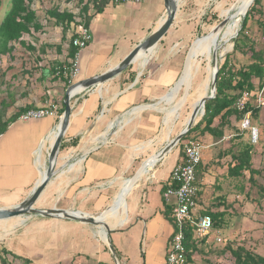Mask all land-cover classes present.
<instances>
[{
    "label": "crops",
    "instance_id": "obj_1",
    "mask_svg": "<svg viewBox=\"0 0 264 264\" xmlns=\"http://www.w3.org/2000/svg\"><path fill=\"white\" fill-rule=\"evenodd\" d=\"M34 1L31 7L41 25L38 32H32L38 40L37 43L30 40L34 49L29 48L30 34H23L19 41L12 42L13 46L17 42L19 48H14L0 59L5 72L4 83L0 86V120L9 121L6 130L0 133V202L23 200L39 181L47 167L43 153L48 154L50 151L54 140L50 136L57 129L68 87L67 79L57 75L56 69L69 64L72 59L69 50L74 28L70 24L63 33L62 27L55 25V29L44 33L50 29L44 26L45 23L55 24V19L47 15L49 21L45 19L41 22V1ZM210 1L180 0L172 26L153 49L103 84L75 93L71 98L70 123L57 156V172L36 201L35 207L38 202L40 207H46V198L51 194L56 206L75 210L77 201L84 203L91 196L95 197L92 195L95 193L90 191L92 186L109 191L121 179L133 175L149 156L165 146L157 150L150 149L151 139L160 127L156 126L158 114H152V122L143 124L144 112L134 116L133 113L150 109L152 104L142 103L160 101V97L165 95L163 93L176 83L185 68L190 42L198 37L201 27L210 24V18L217 16L218 20L226 4L225 0L223 4L212 7ZM231 8L224 9L222 15L227 16ZM77 9L69 7L65 11L75 15L79 11ZM88 14L91 15L88 28L92 40L80 51L78 80L116 66L138 42L158 27L166 15V9L163 0L121 4L109 1L102 12L95 13L90 7ZM254 14H257V18L253 15V18L248 19L247 28L253 34V49L264 53V42L261 41L264 35V0H260ZM44 35L48 36L45 38ZM210 35L202 38L190 51L186 61L189 65L184 72L186 80L190 78L186 75L189 73V57L193 55L204 60L201 52L208 45ZM244 50L236 53V58L242 64L231 66L233 70L252 62L251 51L248 47ZM263 82L254 77L251 90L262 86ZM196 85L194 87L197 88ZM50 102L58 104L57 115L28 121L19 119L22 112L46 106ZM137 104L142 105L131 113L130 109ZM252 122L260 132L259 141L255 144L250 142L247 131H240L235 114L227 120L218 115L211 124L214 132L202 133L203 123L185 140H198L203 145L202 161L196 168L199 187L196 213L223 212L217 227L213 226L206 236L196 240V250L186 264H234V258L226 250L228 245L234 248L244 245L264 257V197L257 195L260 198L258 201L243 202L250 191L247 186L250 173L248 170H243L240 176L229 173L236 164L235 156L244 144L249 143L252 146V168L264 174V105ZM138 123L144 128L143 131L138 129ZM182 150V146L176 145L144 172L126 196L127 216L124 223L112 226L106 221L111 229L109 240L119 264H165L174 225L167 212L173 211V200L166 201L163 194L173 167L183 156ZM37 153L40 154L39 161ZM142 156H145L144 161L137 165V159ZM260 174H254V180ZM237 191L241 195L236 194ZM236 198L242 203L238 205ZM254 204L257 205L256 209ZM111 206L112 203L107 209ZM226 215H240L237 217L240 219L230 221V225H235L228 226ZM94 226L70 219L31 216L12 241L0 246V249L6 248L29 258L32 264H114V257L103 239L102 231L99 230V234L103 238L100 236L102 239H98ZM236 232L241 235L237 238L239 241L234 242ZM10 256L7 254L5 257L14 264ZM20 264H23L22 261Z\"/></svg>",
    "mask_w": 264,
    "mask_h": 264
},
{
    "label": "trees",
    "instance_id": "obj_2",
    "mask_svg": "<svg viewBox=\"0 0 264 264\" xmlns=\"http://www.w3.org/2000/svg\"><path fill=\"white\" fill-rule=\"evenodd\" d=\"M80 2H84V0H78ZM85 1L82 3V7L79 8V13L82 15V19H84L85 26H89L91 15L88 14V10L93 9L95 13L102 12L104 6L112 0H91ZM10 8L6 11L3 15V18L0 22V59L2 55L7 53H11L14 49L13 45L10 43L14 41H19L23 34H30L34 30L39 31L41 29V25L36 20V12L31 7V3L33 0H11L10 1ZM260 0H254V3L250 10L247 12L246 16L242 21V28L240 33L245 30L247 27L248 19L252 17L250 11L253 9V13L257 11V5L259 4ZM2 5V1L0 0V7ZM250 5V6H251ZM57 7V6H56ZM54 6V9L47 10V15L55 19V25H60L62 27V32L65 33L68 29L69 25L73 22H76V16L73 12H67L65 10L59 11L58 8ZM77 23V22H76ZM74 34H72L71 38ZM246 35H248L246 37ZM244 36V39H250L251 35L247 34ZM239 39V38H238ZM252 39V38H251ZM248 41V40H247ZM250 42V41H249ZM252 40L250 42V46L248 47L251 51V58L252 62L246 66L239 68L238 70H233L229 67V56L225 57V60L219 66V70L217 73V82H216V94L213 99L208 100L205 103V113L202 118L197 122V124L192 127L187 134L181 139L178 145L181 144L183 149L184 141L189 137V135L194 131L200 128V126L204 123V127L202 128V133L205 132H214L215 130L211 128V124L213 123L215 117L221 115L223 119H229L231 115H236L237 120L240 122L243 114L236 110L234 107V102L236 98L240 95V93L244 90H251L253 89L252 79L254 77H258L261 80V83L264 81V53L262 51H255L253 49ZM31 50L34 49L33 46H29ZM240 47L238 42L234 41V48L233 50L236 51ZM77 49L71 44L70 40V50H69V57H73ZM235 68V67H234ZM261 87V86H259ZM231 91H237L236 93H231ZM249 103V108L252 109V118L257 117L260 108L255 106L254 104ZM64 110V105L62 104L61 107V114ZM222 123V122H221ZM221 123L219 125H221ZM9 121H1L0 120V133H3ZM253 124V122H252ZM222 127V125H221ZM222 135V132L219 136ZM251 151L252 146L251 144L247 143L243 145L242 150L239 152L238 155L235 156L236 164L230 168L229 173L231 175L240 176L243 170H248L250 173V182L252 184H256L257 188L259 189L260 196L264 197V186L260 185L255 182L253 175L260 174L261 170H256L252 168L251 163ZM169 185V184H168ZM168 187V186H166ZM164 188V191L166 190ZM169 218L172 217V209L171 211H167ZM209 214L213 221V226L217 227L218 221H220V217L223 216V212L220 213H212V212H205ZM204 213V214H205ZM173 223V222H172ZM184 245L186 248V258L187 262L190 261V257L193 252L196 250V239L194 237V231L190 227H186L185 229V241ZM112 247L114 248L113 244ZM232 257L234 258V264H264V257L253 252L251 248H246L244 245H238L235 248L231 245L226 247ZM1 255H0V263L1 264H11L5 257L7 254L12 255L14 259H20L23 264H32V261L29 258L19 256L11 251L7 250L6 248H1Z\"/></svg>",
    "mask_w": 264,
    "mask_h": 264
},
{
    "label": "rangeland",
    "instance_id": "obj_3",
    "mask_svg": "<svg viewBox=\"0 0 264 264\" xmlns=\"http://www.w3.org/2000/svg\"><path fill=\"white\" fill-rule=\"evenodd\" d=\"M1 1H2V5L0 7V22H1L2 18H3V15L10 8V3H11L10 2L11 0H1ZM40 1L39 2L42 5V7H39V10L42 11V16H43L41 22H44L45 19L48 18L47 17V10L54 9V6L55 7L57 6L56 8H58L59 10H65V9H67L69 7L71 9L75 10L77 8L79 9L80 7H82V3H83V2H80V1H78L76 3V0L74 2H70L71 0H40ZM84 1H88V3L91 2V4H92L91 0H84ZM242 1L243 0H226V4H225V6L223 8L226 9V8H229L230 6H232V8L229 10V14H230L233 11L238 9V7L241 5ZM34 2L35 1L33 0V2L31 3V6L34 4ZM68 2L71 3V6H69ZM210 2L212 3L211 6L213 7V6H218L222 2L224 3L225 0H212ZM253 3H254V1H253ZM253 3H252V5H253ZM252 5L250 6V8L252 7ZM89 6L91 7L92 5L89 4ZM250 8H249V10H250ZM222 11L219 13L220 17L218 18V20H216L217 16H215L216 18H213V19L210 18V24L209 25H204V26H206L205 28H204V26L201 27L199 33H197L198 37L208 34V32L210 31V28H212L214 25L218 24L223 19L224 16L222 15ZM252 11H250V14L252 15V18H253V15L256 16V18H257V14H254ZM246 14L243 15L241 17V19H240L239 27L237 29V31H238L237 35H235L233 37H230L227 42H223L222 43V47L224 46L223 50L221 48L218 50V59L220 60V61L218 60L219 66H220V64H222L224 62L225 57H227V56H229V60H230L229 67L234 66V65L237 66V65L242 64L236 58V53L237 52H245L244 49L246 47L250 46L251 38H253V34L251 33L250 29L247 28V27L245 28V30L243 32H241V34H239L240 30L242 28V21H243L244 17L246 16ZM75 16H76V19L82 17V15L79 13V11L76 12ZM214 19H215V21H214ZM48 21H49V19H47V22ZM44 26L46 28H50V29H46L44 31V33H49V31H52L53 29H55L54 28L55 24H49V23L47 24V23H45ZM246 31H247V34L251 35L250 39L249 38L248 39L247 38L244 39V36L246 35ZM34 32H38V31L34 30ZM233 32H235V30H231L227 35L232 34ZM47 36L48 35H44L45 38ZM247 36L248 35H246V37ZM208 37H209V35H207L206 37H201L200 39H197V40H196L197 37L194 38V39L192 38L193 40L190 42V45H191V43L193 41L194 42H193V46H192L191 50L195 46H197V43L202 38H208ZM28 39H29V42H30V40L32 42H34V43L38 42V40L36 39V36H35L34 33H30V37H28ZM235 40L238 42V45L240 47L236 51L233 50L234 41ZM201 43H204V41L201 42ZM15 44L16 45L14 46V48L15 49L19 48V44L17 42ZM30 44H31V46H33V44L31 42H30ZM227 44H231V47L230 48H226V50H225V46ZM10 45H12V43H10ZM190 45L187 47L188 49H189ZM185 48H184V50H185ZM188 49H187V51H188ZM201 53L203 55V59L204 60H202L201 57H195L193 55H191L189 57V59H190V67L188 69L189 73L186 74L187 76L189 75V77H190L188 80L185 79L186 76H185L184 72L186 70L185 68L188 67L189 62H187L185 64V68H184L183 73H182V78H181L180 84L176 88L172 89L171 91L169 89L166 90L163 93L165 95L160 97L161 99H160V102L158 104H156L158 99L153 101V102L147 101V102L142 103V104H152L150 109L139 110V111H136V112L133 113V116H134V115L138 114L141 111L144 112L143 113V118H142V123L143 124H148L149 122H152L153 119L150 116L152 114H154V116H155V114H158V121L159 122L156 123V126L160 125V127H159V130L157 131V134L154 137H152L153 139H151V141H153V142L150 144L152 146V147H150V149L157 150L160 147L166 145L169 140L174 138L181 131L185 121L187 120V118H188V116H189V114H190V112L192 110L191 109V100L188 97V95L191 92L194 91V89H195L194 86L197 83H198L196 85L197 88L200 86L201 82H203V80H204V78L206 76V73H207L208 61H207V54H206V46L202 49ZM240 57L242 58V56H240ZM4 76H5V72H4L3 67H2V65L0 63V86H1V83H4V80H5ZM187 85H190L189 88L187 87ZM259 88H261V87H258L257 89H259ZM142 104H137L135 106H139V105H142ZM154 104H156V105H154ZM199 118L200 117H198L197 119L199 120ZM126 119H128V118H126ZM118 127H119V125L117 126V128ZM137 127H138V129H142V131L144 130V128L140 127V123L137 124ZM177 146L180 147L181 144L177 145ZM202 153H203V150H202ZM144 157L145 156H142L141 158L137 159V161H136L137 165H139V163L142 162ZM43 160L47 162V153H45V152L43 153ZM43 166H46V164H43ZM134 168H135V166H134ZM133 175H130L127 178H130ZM255 182L264 186V174L261 173L260 175H258L255 178ZM243 186H246V185H243ZM247 186L250 188V191L248 192V197L247 198L244 197L243 202L253 203L254 200L258 201L260 198H258L257 195H260V192H259V189L257 188V185L256 184H251V182L248 181ZM107 187H109V186H107ZM118 188H119V184H116L115 186L110 187L108 189L109 191H107L106 188L103 191L101 187L92 186L90 188V191L95 193V194H92L95 197L91 196L92 198H90L88 201H85L84 203L83 202H79L80 200L77 201L75 203V210H81V211H84V212L87 211V213H90V214H97L99 212L104 211L112 203L113 197H114L115 193L118 191ZM234 191H232V192L234 193ZM236 194H240V192L237 191ZM89 195H91V194L89 193ZM50 196H51V194L46 198V200H48L47 206H46V204H44V206H46V207H40L39 206L40 202H38L36 204V207L40 208V209L53 208V207L61 208L59 206H56L57 205L55 203L56 200L54 198L50 197ZM19 200L21 201L22 199H19ZM19 200L1 201L0 202V207H11V206H14V205L20 203ZM235 202H237L238 205L240 203H242V201L240 202L237 198L235 199ZM263 202H264V200H263ZM238 205H237V208L239 210L240 207ZM256 208H257V205L254 204V209H256ZM233 209H235V208H233ZM103 213H105V211ZM228 215H230V214L228 213ZM228 215H226V218H225L227 223H229L228 226L235 225V224L230 225V221L231 222L232 221H238L240 219V218H237V217H240V215L232 216V217H229ZM25 216L28 217V219L25 221V223L21 224V225H18V226H16L15 228H13L11 230H10V227L12 226L11 225L12 219H15V217L7 219V220H1L0 221V246L4 245L5 243H9L10 241H12V238H14L15 234L19 230H21L23 228V226L30 219V217L31 216H37V215H35V214H33V215H31V214L22 215V217H25ZM115 217H116L115 215L112 216L111 220H113ZM263 220H264V217H263ZM8 229L10 230V232L8 234L4 235V232H6V230H8ZM99 229H100L99 227L94 226V231H95V234L98 236V239H102L100 237V234H99ZM240 235H241L240 232H236V235H235L236 238H234V240H235L234 242L239 241V240H237V238ZM109 236H110V234H109ZM109 236H108V242L106 241V244L108 246H109V244H111V242L109 240ZM14 261H15L14 264H20L21 260L20 259H14ZM114 264H116L115 261H114Z\"/></svg>",
    "mask_w": 264,
    "mask_h": 264
},
{
    "label": "built area",
    "instance_id": "obj_4",
    "mask_svg": "<svg viewBox=\"0 0 264 264\" xmlns=\"http://www.w3.org/2000/svg\"><path fill=\"white\" fill-rule=\"evenodd\" d=\"M143 1L112 0L111 2L113 4H121L126 2L140 3ZM76 22L71 23L74 28L71 44L77 51L71 57L72 59L69 64L56 69V74L66 78L68 85L78 81L80 74V51L86 48L92 40V34L89 28L85 26L84 19L77 18ZM261 41L264 42V35L261 37ZM252 101V104L259 108L264 105V82L259 89L242 91L234 102L236 110L243 114L239 122V129L241 132L247 131L250 142L255 144L259 141L260 132L258 126L252 124V109L248 106ZM58 108L57 103L50 102L46 106L22 112L19 119L28 121L46 116H54L57 115ZM202 150L203 145L198 140L189 139L183 143V156L180 162L173 167L169 178V185L163 194L166 201L173 200L172 222L174 225L165 264L187 263L184 245L186 227L193 229L196 240L206 236L213 228V221L209 214L198 215L196 213L199 193L196 168L202 161Z\"/></svg>",
    "mask_w": 264,
    "mask_h": 264
},
{
    "label": "water",
    "instance_id": "obj_5",
    "mask_svg": "<svg viewBox=\"0 0 264 264\" xmlns=\"http://www.w3.org/2000/svg\"><path fill=\"white\" fill-rule=\"evenodd\" d=\"M163 1H164V7L166 9V15L162 19L161 23L146 38L138 42L116 66L108 68L106 71L100 74H97L95 76L81 79L71 85H68V87L65 90V96L63 100L64 110L59 119L55 139L50 147L49 153L47 154V167H46L44 175L42 179L39 180L35 184V186L32 188L28 196L24 198L20 203L14 206H11V207H0V221L7 220V219L17 217V216L27 215V214H31V215L35 214V215H40L44 217H55V218H61V219L76 220V221L84 222L87 224L95 225L99 227L100 229L104 230L106 234V240L108 242V235L111 229L109 225L107 224V222L104 220V217L102 216L104 215V213H102L103 211L97 214H90V213L83 212L81 210L62 209V208H57V207L40 209V208L35 207L34 205L36 201L38 200V198L40 197V195L42 194L45 187L47 186V184L50 182L51 178L57 172L56 162H57L58 152L60 149V144L69 126L70 118L72 114L71 98L74 95L72 93L73 89L79 86L81 90H85L90 87L103 84L105 81H108L109 79L123 72L134 60H136L140 56L141 52L146 53L147 51H150L151 49H153L156 46V44L160 41V39L168 32V30L170 29V27L172 26L174 22L176 13L179 10L180 0H163ZM253 1L254 0H252V3ZM229 19L230 17L225 16L218 24L214 25L210 29L208 34L197 37L196 40L200 39L201 37H206L210 33L216 32L218 29L226 25ZM193 42L190 45L189 50L187 52L185 64L188 59L191 48L193 46ZM218 60H219L218 50L215 48L212 53V64H213L214 72H213L212 81L210 84L209 94L202 97L200 101L194 106V109L191 112V115L188 119L186 126L174 138L169 140L167 144L159 152H156L152 154L151 156H149L139 166V168L136 170V172L134 173L132 177L136 176L137 173H139L142 169H144L147 163L151 161H155V162L158 161L163 156H165L173 147L178 145L181 139L187 134V132L197 122L198 120L197 117L201 118L204 115L205 103L208 100L213 99L216 94L217 73L219 70ZM185 64H184V67H185ZM183 70L180 74V77L176 81V83L173 85L172 88L169 89L170 91L176 88L180 84ZM159 102L160 101H158L157 104ZM140 107L141 106H134L130 109V112L132 113L133 111H136L135 109H139ZM112 127H113V124L111 125V128ZM126 192H128V190ZM109 249L114 257L115 263L119 264L116 258L115 251L111 244H109Z\"/></svg>",
    "mask_w": 264,
    "mask_h": 264
},
{
    "label": "bare ground",
    "instance_id": "obj_6",
    "mask_svg": "<svg viewBox=\"0 0 264 264\" xmlns=\"http://www.w3.org/2000/svg\"><path fill=\"white\" fill-rule=\"evenodd\" d=\"M251 4H252V0H243L241 5L238 7V9L233 11L232 13H230L228 15V17H230L228 23L226 25H224L223 27H221L220 29H218L216 32L211 33L209 41H208V45L206 46V54H207V61H208L206 76H205L203 82L200 84V86L198 88L195 87L194 91L188 95V97L191 100V109L192 110L194 109V106L200 101V99L202 97L209 94L210 84H211L212 76H213V72H214V68H213V64H212L213 50L215 48L217 50H219L220 48L223 50L224 46L222 47V43L227 42L230 37H233L237 34V29L239 27L240 19L243 15L246 14V12L249 9ZM231 30H235V32L227 35ZM230 47H231V44H227L225 46V50H226V48H230ZM143 54L144 53L141 52L140 56H142ZM80 90H81V88L79 86H77L73 89L72 93L75 94V93L79 92ZM192 110H191V112H192ZM191 112H190L187 120L185 121L182 129L186 126L188 119L191 115ZM56 133H57V129L52 133V135L50 136V139H52L53 137L55 139ZM39 159H40V154L37 153V160L39 161ZM154 164H155V161H151V162L147 163L145 165V168L142 169L139 173H137L136 176L131 177V178H124V179L120 180L119 188H118L119 191L114 195L111 208L107 209L105 211V213H106L105 216L102 215L104 217L105 221L109 222L112 226L121 225L122 223H124V221L126 220V216H127V208H126V196H127V194L138 183V180L143 176L144 172L147 171L149 168H151ZM45 170H46V168L44 169V172L42 173L39 180L42 179V177L45 173ZM127 190H128V192H126ZM115 214H117V217L111 221L112 216ZM27 219H28L27 216L15 217V219H12V223H11L12 226L10 227V230L15 228L18 225L24 224ZM10 230L9 229L6 230L4 235L9 233ZM99 230L102 231L104 238L101 235L100 236L106 242L107 240H106V234H105L104 230H102V229H99Z\"/></svg>",
    "mask_w": 264,
    "mask_h": 264
}]
</instances>
